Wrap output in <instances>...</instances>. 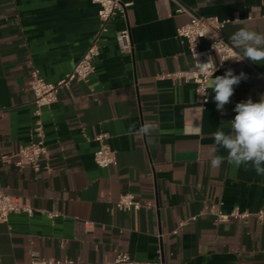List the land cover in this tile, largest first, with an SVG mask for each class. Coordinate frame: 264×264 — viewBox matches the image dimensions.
<instances>
[{"label":"crops","instance_id":"crops-1","mask_svg":"<svg viewBox=\"0 0 264 264\" xmlns=\"http://www.w3.org/2000/svg\"><path fill=\"white\" fill-rule=\"evenodd\" d=\"M122 1L126 16L109 21L88 81H72L42 109L48 154L35 172L17 167L12 157L1 158L35 137L31 71L49 82L68 73L98 30L97 5L0 0V189L35 209L31 216L12 213L0 222V264H25L32 252L89 264L112 261L121 252L150 264H264V223L254 215L221 221L210 213L237 208L254 214L264 208V176L226 159L214 169L209 155L212 134L222 122L229 131L235 105L264 96V78L253 70L264 75V61L245 58L250 67L231 59L216 71L213 77L232 69L246 78L234 86L222 115L211 77L199 123L194 85L158 78L193 67L187 45L176 36L189 20L176 11L178 3L198 16L238 15L239 21L222 30L232 45L231 35L242 27L264 32V0ZM125 25L130 52L121 51L115 37ZM144 122H152L154 130L135 134ZM131 125L136 129L130 135ZM99 133L107 135L115 155L106 168L93 159ZM217 154L227 156L223 148ZM125 193L147 206L136 212L115 208Z\"/></svg>","mask_w":264,"mask_h":264},{"label":"built area","instance_id":"built-area-1","mask_svg":"<svg viewBox=\"0 0 264 264\" xmlns=\"http://www.w3.org/2000/svg\"><path fill=\"white\" fill-rule=\"evenodd\" d=\"M97 5V17L99 27L94 34L90 45L87 47L82 56L75 62L73 68L55 82H49L42 78L37 69L31 71L29 88L33 96L34 115L36 125L33 128L35 135L28 144L21 145L12 155L1 156L2 160L14 158V164L17 167L28 166L33 171L40 170V160L48 154L47 147L43 139V133L40 126L39 116L44 107L50 106L56 101L60 89L67 87L74 80L88 81L90 75L94 72L93 59L99 53V40L101 36L108 30V23L116 15L126 16L127 4L122 0H90ZM178 13H187L189 20L177 27L176 36L187 45L189 53L192 57L193 67L188 70H180L173 72H165L158 75L160 79H167L176 85L192 83L195 92V110L197 112L196 120L201 121V113L205 105L209 102L208 83L212 77V72L224 68L231 59L238 60L242 54L238 52L222 35V30L226 24L240 20L238 15L231 18L203 17L192 14L189 10L178 3L176 10ZM116 42L121 51L130 52L132 47L131 34L128 25L118 29L115 32ZM204 42V45L202 43ZM215 47L213 48V45ZM209 61L214 67L202 70L201 64ZM247 65H251L246 59L242 60ZM255 72L264 78V75L253 68ZM215 71V72H216ZM214 72V73H215ZM213 73V74H214ZM107 135L99 133L95 135L94 140L98 146L94 152L93 159L96 165L102 168L110 166L115 159L114 152L106 143ZM144 205L137 200L133 194L125 193L120 195L115 203V208L126 212H136ZM34 208L28 203L18 202L11 196L5 194L0 189V222H7L8 217L12 213H23L28 216L33 215ZM210 213L215 215L218 220H228L229 218L244 219L254 215L258 221L264 223V208L259 209L256 213L251 214L246 211H239L234 208L229 213H223L220 210L210 209ZM49 218H55L58 213L47 212ZM191 217L189 220H194ZM186 224L185 221L179 223V227ZM178 229L173 232L177 233ZM25 264H89L80 260H72L67 258L56 259L52 257H43L36 252L30 254L29 260ZM93 264H150L135 260L126 252L116 255L112 261H103Z\"/></svg>","mask_w":264,"mask_h":264},{"label":"clouds","instance_id":"clouds-1","mask_svg":"<svg viewBox=\"0 0 264 264\" xmlns=\"http://www.w3.org/2000/svg\"><path fill=\"white\" fill-rule=\"evenodd\" d=\"M232 46L241 49L242 57L253 63L264 61V32H258L248 27H242L230 37ZM215 44L213 45V48ZM214 67L212 64H201L202 70ZM212 72V77L213 73ZM246 75L234 74L232 69H227L223 75L215 76L212 79L213 99L216 108L223 115L225 105L231 102L234 94V86H238ZM234 119L227 122L229 131L224 130L225 123L212 134L214 144L209 149L211 167L216 169L227 160V163L236 168H251L257 175L264 176V96L254 102L251 98L241 101L235 105ZM152 122L144 124L135 132L137 135H149L154 130ZM135 125L129 127V134H134ZM199 132V128L196 129ZM223 148L227 156L217 154Z\"/></svg>","mask_w":264,"mask_h":264}]
</instances>
